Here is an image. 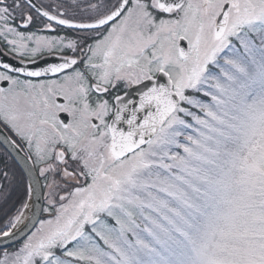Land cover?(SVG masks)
Here are the masks:
<instances>
[{"label": "snow or ice", "instance_id": "obj_1", "mask_svg": "<svg viewBox=\"0 0 264 264\" xmlns=\"http://www.w3.org/2000/svg\"><path fill=\"white\" fill-rule=\"evenodd\" d=\"M0 124V264H264V0H0Z\"/></svg>", "mask_w": 264, "mask_h": 264}, {"label": "trees", "instance_id": "obj_2", "mask_svg": "<svg viewBox=\"0 0 264 264\" xmlns=\"http://www.w3.org/2000/svg\"><path fill=\"white\" fill-rule=\"evenodd\" d=\"M9 166H10L11 172L18 173L21 170L17 166V164H15L13 161L9 163ZM26 183H27V180H25V184ZM25 198L26 197L24 195L23 188L17 185H13L12 194H9L6 201L3 200L2 203H0V221H2L5 218L6 214L10 215L11 213H15L16 209L20 207V204ZM10 248L3 249V250L8 251Z\"/></svg>", "mask_w": 264, "mask_h": 264}, {"label": "water", "instance_id": "obj_3", "mask_svg": "<svg viewBox=\"0 0 264 264\" xmlns=\"http://www.w3.org/2000/svg\"><path fill=\"white\" fill-rule=\"evenodd\" d=\"M14 63V62H13ZM44 62L39 61V64L42 66ZM5 137H9L8 134L3 130V128L0 126V143L10 152V154L16 159V161L19 163L20 167L23 170V161L21 160V156L23 153L19 152V150H14L10 147L9 144L5 143ZM41 204H43V201H40ZM23 237L18 238L17 241L13 244V242L10 241H3L0 242V250L10 248L19 242H21Z\"/></svg>", "mask_w": 264, "mask_h": 264}, {"label": "rangeland", "instance_id": "obj_4", "mask_svg": "<svg viewBox=\"0 0 264 264\" xmlns=\"http://www.w3.org/2000/svg\"><path fill=\"white\" fill-rule=\"evenodd\" d=\"M0 154H1V156H0V168H3L4 167V162L6 161L9 171H10V173H12L11 172V169H10V166H9V160H8V158L5 156V154H3L2 151H1ZM12 191H13V185H11L9 187V194H12ZM2 201L3 200H0V203H2ZM12 214H14V213H11L10 215H12ZM13 247H16V245L15 246H12V248H10L8 251L13 250Z\"/></svg>", "mask_w": 264, "mask_h": 264}, {"label": "flooded vegetation", "instance_id": "obj_5", "mask_svg": "<svg viewBox=\"0 0 264 264\" xmlns=\"http://www.w3.org/2000/svg\"><path fill=\"white\" fill-rule=\"evenodd\" d=\"M36 2L37 3H39V0H36ZM45 2H47V0H45ZM4 59H8V58H4ZM44 64V63H43ZM65 114H61V116L63 117ZM6 131H7V133L12 137L14 134H12L11 132H10V130H8L7 128H5L2 124H0ZM0 153H1V149H0ZM0 156H1V154H0Z\"/></svg>", "mask_w": 264, "mask_h": 264}]
</instances>
